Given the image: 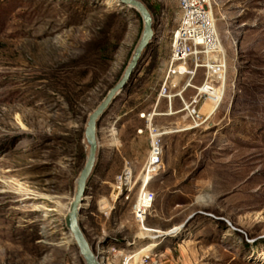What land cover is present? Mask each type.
<instances>
[{"label": "rangeland", "instance_id": "1", "mask_svg": "<svg viewBox=\"0 0 264 264\" xmlns=\"http://www.w3.org/2000/svg\"><path fill=\"white\" fill-rule=\"evenodd\" d=\"M139 1L154 38L97 122L80 228L104 264L150 243L162 264H264V0H211L227 71L222 101L198 125L178 98L174 115L158 99L176 3ZM141 32L139 15L113 0H0V264H84L64 222L87 156L84 129ZM173 81L170 94L186 83ZM201 82L199 70L191 85ZM152 111L151 125L172 133L142 230L132 213L138 188L125 202L115 177L128 161L137 178L150 143L141 115Z\"/></svg>", "mask_w": 264, "mask_h": 264}, {"label": "built area", "instance_id": "2", "mask_svg": "<svg viewBox=\"0 0 264 264\" xmlns=\"http://www.w3.org/2000/svg\"><path fill=\"white\" fill-rule=\"evenodd\" d=\"M177 7V17L174 28L169 37L168 56L163 69V76L158 90V99H165L168 110H171L172 100L178 98L182 104L181 110L186 113L192 125L205 123L210 118L207 113H201L206 102L211 108L219 106L224 92L227 65L221 44L215 29L211 0H174ZM202 71V82L198 87L191 85V81ZM176 78L185 79L186 83L180 92L170 94L175 89ZM187 89L194 90L193 96L184 101L182 93ZM219 93V95H218ZM220 97V100L218 97ZM155 116L152 111L146 117L149 137V151L142 167L135 178L130 162L125 161L121 172L115 177L116 194H125L124 201H128L132 190L137 187L136 201L132 205L134 220L140 227L152 207L154 194L147 191V187L162 168V138L165 132L161 128L151 125ZM141 177L143 179H141ZM159 235L156 236L158 239ZM151 240V239H150ZM157 249V248H156ZM156 249H147L142 244L139 249L128 256H124L122 264H161Z\"/></svg>", "mask_w": 264, "mask_h": 264}, {"label": "water", "instance_id": "3", "mask_svg": "<svg viewBox=\"0 0 264 264\" xmlns=\"http://www.w3.org/2000/svg\"><path fill=\"white\" fill-rule=\"evenodd\" d=\"M114 4L121 8L134 10L142 22V32L139 41L133 51V54L126 65L121 77L117 83L109 89L102 101L90 113L84 129L83 138L86 148V159L81 169L75 185L73 200L69 211L64 217L65 227L70 234L71 240L75 244L80 257L84 264H104L100 262L97 256L92 252L79 225V213L81 205L84 203V195L87 181L93 171L98 148L96 139V125L99 119L107 112L114 100H116L130 86L132 79L137 72L140 60L153 41L154 33L152 30V18L145 7L139 0H113Z\"/></svg>", "mask_w": 264, "mask_h": 264}, {"label": "bare ground", "instance_id": "4", "mask_svg": "<svg viewBox=\"0 0 264 264\" xmlns=\"http://www.w3.org/2000/svg\"><path fill=\"white\" fill-rule=\"evenodd\" d=\"M218 95H219V93H218ZM222 95V97L221 96H219L218 97V99L220 100V97H221V100L220 101H222V99H223V96H224V92H223V94H221ZM219 104H220V102H219ZM218 107V106H217ZM217 107H215V109L217 108ZM214 108H211V109H209V112H208V114L210 115V116H212V114H211V111L213 110ZM169 115H174V114H172L171 113V111H170V113H169ZM189 129V128H188ZM170 133H172L171 131H169V132H165V135L166 134H170ZM141 179H143L142 177H141ZM73 200V199H72ZM72 200H71V202H72ZM71 205V204H70ZM70 207V206H69ZM68 211H69V208L67 209V213H68ZM66 216V215H65ZM141 229L142 230H145L144 228H143V226L141 227ZM175 230H177V229H174L173 231H175ZM147 233H149V232H147ZM170 233V232H169ZM147 238H150L151 240H154L155 239V236H152V235H150V234H148L147 235ZM72 241V240H71ZM144 245H146L147 246V249H156L157 247H158V245H156V243H150V244H144ZM108 253H110V252H108Z\"/></svg>", "mask_w": 264, "mask_h": 264}, {"label": "crops", "instance_id": "5", "mask_svg": "<svg viewBox=\"0 0 264 264\" xmlns=\"http://www.w3.org/2000/svg\"><path fill=\"white\" fill-rule=\"evenodd\" d=\"M217 109V108H216ZM216 109L214 108L212 111H211V114L213 115L214 114V112L216 111ZM133 168V167H132ZM133 171H135V170H133ZM155 233H157L156 231L154 232V231H152V234H155ZM159 246V245H158ZM158 248V247H157ZM156 251H157V249H156ZM158 260H159V258H158ZM160 261V260H159ZM161 262V261H160ZM162 264V263H161Z\"/></svg>", "mask_w": 264, "mask_h": 264}]
</instances>
